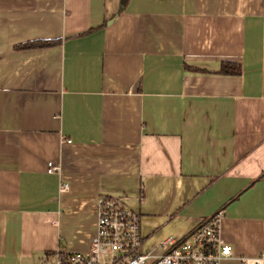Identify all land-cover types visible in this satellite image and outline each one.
I'll return each instance as SVG.
<instances>
[{"label": "crops", "instance_id": "obj_1", "mask_svg": "<svg viewBox=\"0 0 264 264\" xmlns=\"http://www.w3.org/2000/svg\"><path fill=\"white\" fill-rule=\"evenodd\" d=\"M119 8L0 0V264L88 251L117 195L145 250L221 213V264H264V0ZM38 39L58 43L14 48Z\"/></svg>", "mask_w": 264, "mask_h": 264}, {"label": "built area", "instance_id": "obj_2", "mask_svg": "<svg viewBox=\"0 0 264 264\" xmlns=\"http://www.w3.org/2000/svg\"><path fill=\"white\" fill-rule=\"evenodd\" d=\"M59 170L51 161L46 165L48 174ZM67 188L62 182L61 191ZM96 214V233L88 251L58 250L49 264H221L235 256L221 237V213L203 219L181 238L168 236L158 253L143 249L140 213L127 206L123 195L99 197Z\"/></svg>", "mask_w": 264, "mask_h": 264}, {"label": "trees", "instance_id": "obj_3", "mask_svg": "<svg viewBox=\"0 0 264 264\" xmlns=\"http://www.w3.org/2000/svg\"><path fill=\"white\" fill-rule=\"evenodd\" d=\"M128 1L129 0H120V8L118 10V14L124 10ZM118 14L114 15L112 18H115ZM57 43L58 41L53 39H38V40L26 41L24 43L16 45L14 48L22 49V50L42 49V48H48L54 46ZM239 72H240L239 66L229 62H223L218 71V73L225 75L226 74L234 75V74H238Z\"/></svg>", "mask_w": 264, "mask_h": 264}]
</instances>
